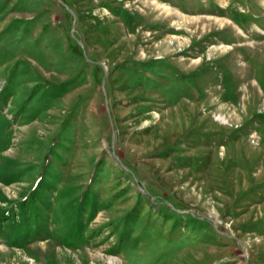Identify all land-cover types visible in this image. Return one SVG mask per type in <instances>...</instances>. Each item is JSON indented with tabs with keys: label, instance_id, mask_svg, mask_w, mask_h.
<instances>
[{
	"label": "rangeland",
	"instance_id": "1",
	"mask_svg": "<svg viewBox=\"0 0 264 264\" xmlns=\"http://www.w3.org/2000/svg\"><path fill=\"white\" fill-rule=\"evenodd\" d=\"M0 264H264V0H0Z\"/></svg>",
	"mask_w": 264,
	"mask_h": 264
}]
</instances>
